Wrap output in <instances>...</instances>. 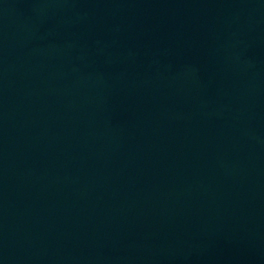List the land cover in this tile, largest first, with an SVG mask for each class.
Here are the masks:
<instances>
[{
    "label": "water",
    "instance_id": "water-1",
    "mask_svg": "<svg viewBox=\"0 0 264 264\" xmlns=\"http://www.w3.org/2000/svg\"><path fill=\"white\" fill-rule=\"evenodd\" d=\"M0 264H264V0H0Z\"/></svg>",
    "mask_w": 264,
    "mask_h": 264
}]
</instances>
